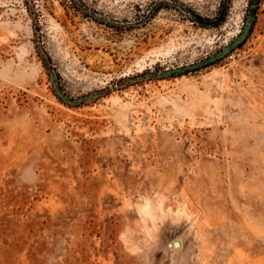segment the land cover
Segmentation results:
<instances>
[{"label":"rangeland","instance_id":"374dc122","mask_svg":"<svg viewBox=\"0 0 264 264\" xmlns=\"http://www.w3.org/2000/svg\"><path fill=\"white\" fill-rule=\"evenodd\" d=\"M250 1L0 0V264H264Z\"/></svg>","mask_w":264,"mask_h":264},{"label":"trees","instance_id":"16d2710c","mask_svg":"<svg viewBox=\"0 0 264 264\" xmlns=\"http://www.w3.org/2000/svg\"><path fill=\"white\" fill-rule=\"evenodd\" d=\"M258 3H259V0H257L256 3H253V0H251L250 1V8L256 7L258 5ZM152 13H153V11L150 12V14H152ZM95 20L97 22H99L100 25L102 24V25H104V26H106L108 28H115L114 24L105 21V19H102L101 17L95 16ZM230 51H232V50H230ZM218 61H219V59L216 60L215 63L218 62ZM47 63H48V59L46 61H44L45 66L47 65ZM215 63L214 62L213 63H209L208 65H213ZM49 77H50L51 82L53 84V94H54L55 98L57 100H59V102H61L65 106H71V107H75L76 108L78 106L77 103L75 101L67 99V96L64 95L63 91H61L59 89L58 84L55 81V77L51 73L49 74Z\"/></svg>","mask_w":264,"mask_h":264},{"label":"water","instance_id":"95a60500","mask_svg":"<svg viewBox=\"0 0 264 264\" xmlns=\"http://www.w3.org/2000/svg\"><path fill=\"white\" fill-rule=\"evenodd\" d=\"M257 0H253V3H256ZM226 2L227 0H224V8L225 9V6H226ZM247 30H248V27H245L244 28V31H243V34H241L240 38L232 45H230L225 51L221 52L220 55L216 56L215 58L213 59H210L209 61L206 62V64H209V63H212L213 61H216L220 58H222L223 56H225L226 54H228L230 52V50L234 49L235 46L244 39L245 35L247 34ZM179 244L177 242H174V247H178Z\"/></svg>","mask_w":264,"mask_h":264},{"label":"bare ground","instance_id":"6f19581e","mask_svg":"<svg viewBox=\"0 0 264 264\" xmlns=\"http://www.w3.org/2000/svg\"><path fill=\"white\" fill-rule=\"evenodd\" d=\"M173 243H174V242H173ZM179 246H180V244H179ZM179 246H178V247H179ZM173 247H174V246H173ZM179 248H180V247H179Z\"/></svg>","mask_w":264,"mask_h":264}]
</instances>
